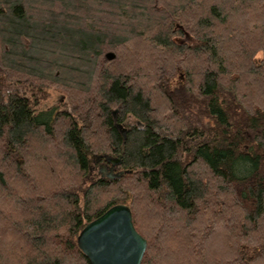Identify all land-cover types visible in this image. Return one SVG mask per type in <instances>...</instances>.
<instances>
[{"label":"trees","instance_id":"trees-1","mask_svg":"<svg viewBox=\"0 0 264 264\" xmlns=\"http://www.w3.org/2000/svg\"><path fill=\"white\" fill-rule=\"evenodd\" d=\"M118 202L141 264L264 260V0H0V264H91Z\"/></svg>","mask_w":264,"mask_h":264},{"label":"water","instance_id":"water-1","mask_svg":"<svg viewBox=\"0 0 264 264\" xmlns=\"http://www.w3.org/2000/svg\"><path fill=\"white\" fill-rule=\"evenodd\" d=\"M110 172L121 174L115 165ZM77 243L91 264H141L147 247V239L136 229L125 202L115 203L87 221L77 234Z\"/></svg>","mask_w":264,"mask_h":264},{"label":"rangeland","instance_id":"rangeland-1","mask_svg":"<svg viewBox=\"0 0 264 264\" xmlns=\"http://www.w3.org/2000/svg\"><path fill=\"white\" fill-rule=\"evenodd\" d=\"M110 19V18H108ZM107 19V20H108ZM112 24V23H110ZM116 24H113V26ZM117 26V25H116ZM178 82V78L176 77L173 79L170 83L169 86L172 87ZM64 99V96L62 95L61 92H59L56 89H50L48 90L47 95L43 98V100L39 104V108H47L56 104H60L61 101ZM158 113V112H157ZM97 158V160H96ZM89 159H90V168L88 173L86 174L82 184L83 186H86L89 184L94 178L98 177L100 175V165L105 164V160L101 159V156L98 154L94 153H89ZM117 167V165H115ZM221 233L220 230H217L215 234H213L210 238H208L205 242V246L207 249L210 251H216L217 249L220 248L222 245L221 241ZM259 263L264 264V260L259 261Z\"/></svg>","mask_w":264,"mask_h":264},{"label":"flooded vegetation","instance_id":"flooded-vegetation-1","mask_svg":"<svg viewBox=\"0 0 264 264\" xmlns=\"http://www.w3.org/2000/svg\"><path fill=\"white\" fill-rule=\"evenodd\" d=\"M96 160H97V158H96ZM111 166L112 165H110V164H108V165L101 164L100 165V175H105V174L111 173L110 172Z\"/></svg>","mask_w":264,"mask_h":264}]
</instances>
